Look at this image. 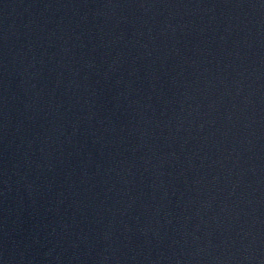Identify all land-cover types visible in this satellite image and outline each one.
<instances>
[{"label":"water","instance_id":"1","mask_svg":"<svg viewBox=\"0 0 264 264\" xmlns=\"http://www.w3.org/2000/svg\"><path fill=\"white\" fill-rule=\"evenodd\" d=\"M0 264H264V0H0Z\"/></svg>","mask_w":264,"mask_h":264}]
</instances>
